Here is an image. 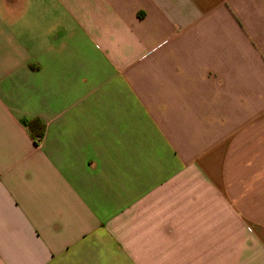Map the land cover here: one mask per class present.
<instances>
[{"label": "crops", "instance_id": "crops-1", "mask_svg": "<svg viewBox=\"0 0 264 264\" xmlns=\"http://www.w3.org/2000/svg\"><path fill=\"white\" fill-rule=\"evenodd\" d=\"M0 264H264V0H0Z\"/></svg>", "mask_w": 264, "mask_h": 264}, {"label": "trees", "instance_id": "trees-1", "mask_svg": "<svg viewBox=\"0 0 264 264\" xmlns=\"http://www.w3.org/2000/svg\"><path fill=\"white\" fill-rule=\"evenodd\" d=\"M36 124H37L36 122L30 123V126L33 128V130H35V129H34V126H36ZM37 125H38V124H37Z\"/></svg>", "mask_w": 264, "mask_h": 264}]
</instances>
